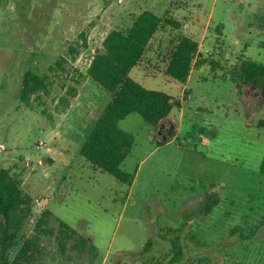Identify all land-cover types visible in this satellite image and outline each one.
<instances>
[{"label": "rangeland", "instance_id": "374dc122", "mask_svg": "<svg viewBox=\"0 0 264 264\" xmlns=\"http://www.w3.org/2000/svg\"><path fill=\"white\" fill-rule=\"evenodd\" d=\"M142 1L0 0V170L97 249L66 257L43 238L24 264H264V78L244 84L238 73L242 60L264 65V0H173L180 33L198 41L207 28L188 83L163 73L170 28L129 76L180 106L157 126L139 114L119 123L135 140L122 165L131 186L80 156L105 100L81 74ZM27 71L50 83L29 104Z\"/></svg>", "mask_w": 264, "mask_h": 264}, {"label": "trees", "instance_id": "16d2710c", "mask_svg": "<svg viewBox=\"0 0 264 264\" xmlns=\"http://www.w3.org/2000/svg\"><path fill=\"white\" fill-rule=\"evenodd\" d=\"M170 28L176 33L170 52L164 58L163 73L187 84L191 77L195 58L199 53V42L180 33L182 24L170 14L163 17L151 11L136 16L125 29H114L104 39L85 74H81L108 100L103 106L87 139L80 150L81 158L103 173L131 186L134 178L122 169L134 146V137L125 132L119 123L132 114H139L146 123L157 126L170 117L180 103L172 96L149 90L132 79L130 72L145 65V58L156 35ZM83 44L70 48V56L76 61ZM65 59L57 62L62 66ZM238 73L244 84L264 78V65L241 61ZM50 67L49 71L54 72ZM50 87L47 75H36L27 71L24 76L21 101L29 104L33 96L47 93ZM264 174V159L261 166ZM48 199L36 201L23 188L22 180L8 169L0 170V264H24L31 259L32 252L40 248L43 238L53 239L63 256L90 254L95 259L97 249L75 229L58 219L47 208ZM32 230L29 235L27 226ZM264 226V221L262 222ZM175 259L182 257L180 238L171 240ZM150 247H146V250Z\"/></svg>", "mask_w": 264, "mask_h": 264}, {"label": "crops", "instance_id": "0c3cea01", "mask_svg": "<svg viewBox=\"0 0 264 264\" xmlns=\"http://www.w3.org/2000/svg\"><path fill=\"white\" fill-rule=\"evenodd\" d=\"M172 1L173 0H143L142 1V4L144 5L143 7H144V10H142V12H144V11H151V12H153V13H155L157 16H160V17H163V16H165V15H167V14H170L171 15V12H170V10H169V8H170V5L172 4ZM141 12V13H142ZM140 13V14H141ZM192 22H194V21H192ZM194 27L195 26H191V23H190V21H188V23H186L185 24V28L186 29H188V30H190V31H193L194 30ZM205 29L207 30V28L205 27ZM196 30V29H195ZM206 30H204V32H203V34L201 35V36H199V39L200 40H198V42H199V52H200V50H201V48H202V45H203V40L205 39V37H206V33H207V31ZM197 41V40H196ZM196 59V58H195ZM195 63V62H194ZM192 72H193V70H192ZM190 79V78H189ZM188 83V82H187ZM186 85V84H185ZM97 90V89H96ZM185 91V90H184ZM99 92V91H98ZM102 95V94H101ZM103 96V95H102ZM104 97V104H105V102L108 100V97H106V96H103ZM104 104H103V106H104ZM102 110H103V107H102ZM102 110H101V112H102ZM101 114V113H100ZM99 114V115H100ZM98 118V117H97ZM97 118H96V120H97ZM169 120H171V119H165V120H163L162 122H164V121H169ZM173 122V121H172ZM171 124H173V123H171Z\"/></svg>", "mask_w": 264, "mask_h": 264}]
</instances>
